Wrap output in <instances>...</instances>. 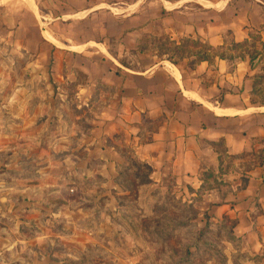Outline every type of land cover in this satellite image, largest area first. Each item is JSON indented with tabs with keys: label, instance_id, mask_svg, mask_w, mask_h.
Here are the masks:
<instances>
[{
	"label": "crops",
	"instance_id": "obj_1",
	"mask_svg": "<svg viewBox=\"0 0 264 264\" xmlns=\"http://www.w3.org/2000/svg\"><path fill=\"white\" fill-rule=\"evenodd\" d=\"M145 2L111 10L106 0H0V55L15 56L14 70H21L22 57L37 55L36 62L24 64L30 78L12 84L0 77V93L9 83L13 90L8 97L0 94V106L18 108L4 113L25 128L28 118L35 125V144L24 130L15 136L0 129V152L7 155L0 160L1 264L66 260L54 253L60 246L55 238L70 236L64 224L86 210L70 200V193L79 191L77 180L97 176L98 196L125 195L130 191L121 189L120 168L133 158L150 169L148 191L162 189L172 174L176 197L207 200L215 218L233 217L237 245L231 241L230 247L256 257H242V264H264V104L255 93L264 68L251 63L244 48H234L255 41L253 36L264 43V0ZM156 37L177 44L200 40L217 51L206 53L210 61L193 66L194 56L173 62L159 57L154 47L140 50L144 40ZM61 38L70 44L62 46ZM44 52L47 70L61 65L64 71L62 82L54 75L43 84L53 91L65 82L77 87L73 105L82 113L74 122L67 114L69 98L60 100L63 111L53 118L48 114L53 94L36 95L33 110L29 96H23L25 88L40 83L33 75L45 69ZM61 53L66 57L59 64ZM127 54L136 56V66ZM42 103L49 105L46 112L40 111ZM87 112L93 116L86 118ZM81 121L89 126L81 128ZM30 151H35L32 169ZM59 220L63 226L56 224ZM230 261L237 264L233 254Z\"/></svg>",
	"mask_w": 264,
	"mask_h": 264
},
{
	"label": "rangeland",
	"instance_id": "obj_2",
	"mask_svg": "<svg viewBox=\"0 0 264 264\" xmlns=\"http://www.w3.org/2000/svg\"><path fill=\"white\" fill-rule=\"evenodd\" d=\"M106 1L109 2L111 7L109 8L106 6L105 9L121 10L125 3L136 0ZM145 3L150 4L152 0H146ZM191 5L193 8L198 7L195 3H191ZM105 9L102 10L104 11V17L107 16ZM155 11H157V9ZM155 11L151 12L155 13ZM151 14L147 17L151 16ZM35 29H37V27H35ZM82 33H86V31L83 30ZM156 38L159 40H144L143 44L159 50L172 48L165 38ZM60 42L62 46H67L68 43L70 44V41L64 38H61ZM253 42H256L255 45L244 49L245 52L249 53L250 49L259 52L263 51V47L259 41L256 40ZM185 46H188V48H190L189 50H196L194 48L197 45L187 44ZM49 52L50 50L48 53ZM48 53L44 52L43 55V63L45 64L44 71L38 72L35 70V74L33 75L36 82L40 83L34 89L25 88L26 93L24 92L23 94L25 95L23 96H29V107L33 110L37 104L35 101L36 95L53 94L54 99H52L51 109L48 111L49 116L50 114H54L53 118L55 114L59 116L63 111V106L61 104L63 102L60 100L69 98L72 102L70 103L72 106L67 108V114L69 115V120L74 122L77 115L82 113V111H79L73 105L76 98L77 87L70 82H65L61 85H57L55 91H53L51 85L48 83L43 84L44 81L48 82L50 78H52L53 81V78H55L54 75L59 82L63 80L64 69L61 65L54 71L47 70L46 67L49 62ZM8 54L9 55H0V77L9 80L12 84L22 79L26 80L30 78V71L24 69V64L31 63L29 61H33V59H35L36 62L37 55H35V57L30 55L22 57L21 62L24 63L23 66H21V70H14L11 64L16 61V58L9 52ZM62 55L64 54L61 53L59 57ZM65 57L64 55L61 59H58L59 64L63 63L62 60H64ZM126 59L133 66L137 65L136 56L127 54ZM147 62V59L142 60L143 65H146ZM253 63L259 68H264V56H258ZM71 74L72 72H70V75ZM77 76L78 80L83 82V75L79 74ZM11 86L12 85L9 83L6 88L2 89V93L0 94L4 97L10 96L13 93ZM28 90L29 92H27ZM258 99H264V93H262ZM47 105L43 103L40 104V111L46 112ZM0 108L1 131L11 134L14 133L16 136L22 133L21 130H24L26 131L24 134L27 133L30 141L35 144V125L31 126V118L25 121V124H30L29 126L26 125L25 128L24 124H19L21 120H17L16 122L12 119L10 112L8 114L4 113L5 110H18L17 107L8 109L7 107L0 106ZM92 110V112H95V105L92 106ZM84 116L89 118L93 116V113L87 112ZM54 125L58 126V123L55 122ZM79 126L84 128L89 126V123L81 121L79 122ZM28 155L30 156V161L27 162V166L28 169H32L33 165H35V151H30ZM5 159H7V155L0 152V160ZM130 164L131 163H129V165ZM136 172L138 171H135V168H129L125 171L124 177L121 178L123 184L130 189V193H126L125 195L116 194L113 198H108L103 195L98 196L101 194V178L95 176L93 179L88 176L85 177V183L77 180L82 188L79 187V191L75 190L71 192L70 200L81 202V206L86 210L80 215H72L70 217L71 225L64 224L66 228L68 227V233L71 232L70 236L55 238L58 240L56 244L63 246L61 245L63 244L62 242L65 243L64 248L59 246L54 250L57 256L65 255L66 260L60 264H228L232 254L237 264H242L243 258L246 259L247 257L256 260L254 256L235 253L230 247L229 243L231 241L237 245V240L233 233H231L235 221L233 217H228L226 220L215 218L210 214V211L213 210V203L207 200L192 203L190 199H186L184 202L183 197H176L177 190L172 174L166 178V182L163 184L162 189L159 186H152V188H150L151 190L148 191L150 185V171L142 168V174L140 176H136ZM205 175L209 177L207 174ZM72 186H78L76 180L75 184L72 183ZM160 191H162V193H160ZM31 192L34 191L31 189ZM148 192L149 195H147ZM177 205H182L185 210L183 211V208ZM188 205H190V208L187 207ZM204 212H206L205 215ZM141 213L144 214L143 217L140 216ZM177 221H185L189 225L176 226L174 223H177ZM207 221L213 231L208 234L205 233L204 238L209 240L210 245L200 244L199 250L192 257L182 259L184 248H186L187 245L192 246V243L195 242L198 236V231L205 228ZM56 224L63 226V221L59 220ZM77 225H80L82 229H78ZM68 254L71 256L68 257ZM223 254L227 257V263L226 260L222 259ZM229 263L233 264L231 261ZM248 264L254 263L251 262Z\"/></svg>",
	"mask_w": 264,
	"mask_h": 264
},
{
	"label": "trees",
	"instance_id": "obj_3",
	"mask_svg": "<svg viewBox=\"0 0 264 264\" xmlns=\"http://www.w3.org/2000/svg\"><path fill=\"white\" fill-rule=\"evenodd\" d=\"M263 31H264V26H263ZM253 39L256 41H261V37L260 36H253ZM153 40H159L158 38H153ZM165 40L168 42V44L172 47L171 49H166V50H159V49H156V52H157V55L159 57H167L169 60L173 61V62H176L177 59H184V58H189V57H192L194 56L195 59L193 61H191V65L194 66L195 63H197L198 61H201V60H209L210 61V57L206 54L207 52H212V51H217L216 48H213L205 43H202L200 40H193V39H189V38H185V39H181L179 41V44L177 43H174V42H171V40H169V38H165ZM256 42H250V41H246L244 43H241V44H234V48H244V49H247V47H250V46H254ZM187 44H196L197 46L194 48L196 50H189L190 48H188V46H185ZM262 47H263V51H253L252 49L249 50V53H247L250 57H251V63L259 56V55H262V53L264 52V43L261 44ZM204 47V48H203ZM146 48V46L141 43V48L140 50L141 51H144ZM263 83H264V75L263 76H260L259 79H256L255 80V86L257 85V87H255V93H257V95H260L262 93H264V88H263ZM258 85H259V88H258ZM258 101L260 103H263L264 104V99H261ZM254 102V100H253ZM129 168H132L134 169L135 168V171H138L136 172V176H140L142 174L141 172V169L144 168V169H148L150 171V169L148 168L147 165L145 164H142L141 162H139V160L137 158H133L132 161H131V164L130 165H127V166H122L120 168V175H119V184L121 186V189L123 190H130L127 186H125L123 184V182L121 181V178L124 177V173L125 171H127ZM248 169H251V166H248L247 167ZM125 183V182H124ZM179 206V205H177ZM181 208H183V211L185 210L184 207L181 205L179 206ZM188 208H190V205L187 206ZM187 208V209H188ZM156 213V212H154ZM206 214V212H204V215ZM163 215V214H162ZM161 215V216H162ZM140 216H144L143 213L140 214ZM173 220V219H172ZM226 220V218L224 219ZM160 221V220H159ZM174 221V220H173ZM176 221V220H175ZM176 226H188L189 224H187V222L185 221H177V223L175 222L174 223ZM236 225V220L234 221V226L233 228L231 229V233L234 232V227ZM164 229V228H163ZM162 230V229H161ZM196 231V230H195ZM213 230L210 228V224L209 222L207 221L206 222V226L205 228H202L198 231V236L195 240L194 243H192V246L191 245H187L186 248H184V251L182 253V259H187L188 257H192L198 250H199V246L200 244H203V245H210V242L207 238H204L205 236V233H209V232H212ZM196 233V232H195ZM194 248V250H193ZM222 259L226 260V263H227V257L225 256V254H223L222 256Z\"/></svg>",
	"mask_w": 264,
	"mask_h": 264
},
{
	"label": "bare ground",
	"instance_id": "obj_4",
	"mask_svg": "<svg viewBox=\"0 0 264 264\" xmlns=\"http://www.w3.org/2000/svg\"><path fill=\"white\" fill-rule=\"evenodd\" d=\"M46 36H48L51 40H54L50 35L47 34ZM51 40H50V41H51ZM55 42H56V41H55ZM101 46H102V45H101ZM76 50H77V49H76ZM79 50H80V49H79Z\"/></svg>",
	"mask_w": 264,
	"mask_h": 264
},
{
	"label": "built area",
	"instance_id": "obj_5",
	"mask_svg": "<svg viewBox=\"0 0 264 264\" xmlns=\"http://www.w3.org/2000/svg\"><path fill=\"white\" fill-rule=\"evenodd\" d=\"M0 264H1V256H0Z\"/></svg>",
	"mask_w": 264,
	"mask_h": 264
}]
</instances>
